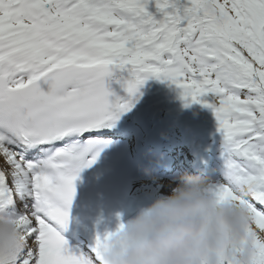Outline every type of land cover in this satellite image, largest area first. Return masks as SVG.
<instances>
[{"label": "snow or ice", "instance_id": "6c2138e0", "mask_svg": "<svg viewBox=\"0 0 264 264\" xmlns=\"http://www.w3.org/2000/svg\"><path fill=\"white\" fill-rule=\"evenodd\" d=\"M150 77L213 110L224 168L209 187L247 211L241 246L264 264V0H0V213L23 237L0 264H102L113 232L85 248L63 234L100 155L79 138L113 126Z\"/></svg>", "mask_w": 264, "mask_h": 264}, {"label": "clouds", "instance_id": "9594fccd", "mask_svg": "<svg viewBox=\"0 0 264 264\" xmlns=\"http://www.w3.org/2000/svg\"><path fill=\"white\" fill-rule=\"evenodd\" d=\"M170 187L122 221L123 229L111 231L102 264H224L229 256L236 264H250L251 242L241 246L249 225L242 206L220 201L197 173H177ZM22 243L14 217L0 213V254Z\"/></svg>", "mask_w": 264, "mask_h": 264}, {"label": "bare ground", "instance_id": "6f19581e", "mask_svg": "<svg viewBox=\"0 0 264 264\" xmlns=\"http://www.w3.org/2000/svg\"><path fill=\"white\" fill-rule=\"evenodd\" d=\"M150 78L154 79L155 81L157 80V83L152 86L150 93L144 98L143 101H148L150 96H152L155 98V100H159V102H155L151 106L145 107L143 111L145 116L143 119L145 123L144 126L149 120L146 117L147 114L149 112L152 114L153 112L157 111L158 120H160L161 116L175 118L181 123L182 126L185 125L197 139H201L202 136L214 139L212 143L207 145V148L210 152L217 150L219 147L222 150L223 138L218 130V125L213 110L211 108H201V103H191L186 105L185 100L182 98V89L166 80L158 79L156 77ZM148 80L149 79H147L146 82ZM208 99L211 100V97H208ZM209 123L211 124L212 129L211 131H208L207 134V124ZM178 169L180 172H190L189 167L186 165H181L178 167ZM171 182L172 179L169 177V175H163L159 178L145 181L143 184H150V187L159 195L161 193H170Z\"/></svg>", "mask_w": 264, "mask_h": 264}]
</instances>
